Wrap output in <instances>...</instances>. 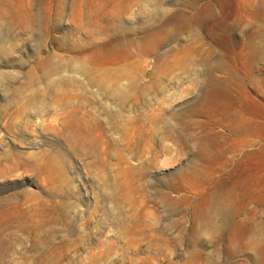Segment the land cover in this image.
Listing matches in <instances>:
<instances>
[{"label": "rangeland", "instance_id": "374dc122", "mask_svg": "<svg viewBox=\"0 0 264 264\" xmlns=\"http://www.w3.org/2000/svg\"><path fill=\"white\" fill-rule=\"evenodd\" d=\"M0 264H264V0H0Z\"/></svg>", "mask_w": 264, "mask_h": 264}]
</instances>
